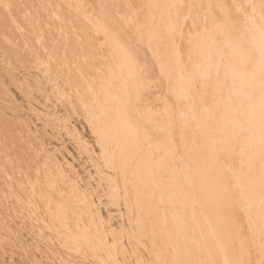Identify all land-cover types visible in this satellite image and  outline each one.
<instances>
[{
	"label": "bare ground",
	"instance_id": "obj_1",
	"mask_svg": "<svg viewBox=\"0 0 264 264\" xmlns=\"http://www.w3.org/2000/svg\"><path fill=\"white\" fill-rule=\"evenodd\" d=\"M0 47L116 144L137 232L116 264H264V0H0ZM61 179L75 198L43 197L88 219L63 247H95Z\"/></svg>",
	"mask_w": 264,
	"mask_h": 264
},
{
	"label": "rangeland",
	"instance_id": "obj_2",
	"mask_svg": "<svg viewBox=\"0 0 264 264\" xmlns=\"http://www.w3.org/2000/svg\"><path fill=\"white\" fill-rule=\"evenodd\" d=\"M4 60L0 47V264H61L60 257L63 264H84L73 253L78 256L82 251L84 261L94 256L97 260L103 249L104 262L116 264L121 244L130 245L137 234L120 169L112 158L116 144L105 142L86 115L61 102L38 69ZM27 151L30 159L42 157L40 167L25 159ZM62 175L76 192L92 199L93 211L100 212V227L89 224L80 231L89 242L94 240L95 247L85 248L83 243L78 250L63 247L77 235L75 217L88 219L76 202L62 201L57 211L44 198H75Z\"/></svg>",
	"mask_w": 264,
	"mask_h": 264
}]
</instances>
